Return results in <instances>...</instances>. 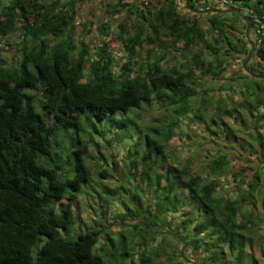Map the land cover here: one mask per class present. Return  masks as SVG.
I'll return each instance as SVG.
<instances>
[{"label": "trees", "instance_id": "1", "mask_svg": "<svg viewBox=\"0 0 264 264\" xmlns=\"http://www.w3.org/2000/svg\"><path fill=\"white\" fill-rule=\"evenodd\" d=\"M84 1L0 0V38L18 35L15 62L7 64L0 51V264H129L138 230L146 248L156 227L194 255L193 264H260L264 166L249 181L232 173L238 191L231 194L220 181L226 155L206 159L207 178L189 160L173 158L168 146L186 120L238 152L252 149L264 163V79L242 63L240 73L225 77L229 59L247 57L249 24L254 50L247 68L264 74V38L254 21L264 22V0H232L226 9L189 0L207 17L186 10L184 0H162L152 11L140 7L143 0H111V17L134 16L130 27H117L127 55L120 66L104 41L89 51V30L73 38ZM108 26L98 27L101 34ZM167 55L171 65L164 68ZM201 77L228 80L223 94ZM155 107L163 120H148ZM242 127L249 139L238 135L246 134ZM113 144L126 148L129 160L117 161ZM93 173L99 180L92 184ZM112 173L117 183H109ZM107 197L119 198L123 215L109 214ZM128 219L135 222L120 229ZM80 223L86 232L74 241L59 237ZM137 261L152 264L148 253Z\"/></svg>", "mask_w": 264, "mask_h": 264}, {"label": "rangeland", "instance_id": "2", "mask_svg": "<svg viewBox=\"0 0 264 264\" xmlns=\"http://www.w3.org/2000/svg\"><path fill=\"white\" fill-rule=\"evenodd\" d=\"M42 1V0H39ZM46 2H50L53 0H44ZM144 3L141 5V0H124L125 3H136L140 4V7L144 9V11H152L154 9H157L159 7V4L162 2V0H143ZM111 0H85L81 5L78 7L79 17L73 27V38L75 41L79 40L81 36L85 35V32L89 30V33L86 35L85 38V44L88 46V49L90 52L94 51L96 47H99L101 43L104 41L106 46L107 53L113 58L114 65L120 66L122 63H124L127 60V55L123 51L122 45L120 40L117 38V27L120 23H124L127 27H130L131 24L134 22V16L127 13L122 12L121 14L115 15L111 17L107 12V6L110 7ZM179 11L181 14H186V11L183 8V5L180 4ZM210 13H205L204 16H209ZM205 17H203L201 20H204ZM104 25H109L108 31L101 32L99 31L98 27H102ZM105 33H108L107 36H104ZM17 33L10 35L7 38H0V51L2 54V58L6 61L7 64H11L14 61V55H15V44L18 42ZM249 39L254 42L253 37L249 36ZM145 50H142L140 52V56L143 58L145 54ZM194 51H201V45L197 46ZM252 58V55H251ZM249 59V61L251 60ZM245 57L237 58L234 57L233 59H229L228 62V71L225 75L226 78H229L230 76L234 75L235 73H240L241 63L243 60H245ZM138 60V59H137ZM247 62V64L249 63ZM162 65L164 68H169L170 63V55L166 56V59L162 62ZM202 82H204L207 85L214 84L215 87V94H220L223 92L220 91L225 84H227L228 80H213L210 77H201ZM145 105V104H144ZM153 119H157L156 121L163 120V114L158 109V107H155L150 117L148 118L149 121H152ZM250 121V119L248 118ZM224 121L227 123H232L230 119L224 118ZM180 126L182 129V133L178 134L169 144L168 151L171 153V156L173 158H176L178 162L184 163L185 161L189 160L193 168L196 169L197 172L201 173L203 176H206L204 163L208 157H212L214 154L222 153L226 155V157L229 160V166L226 169L225 175H223L220 178L221 181V187L223 191L233 193L235 191H238L237 184L234 181L232 177V173H241L244 179L250 180L253 176V174L260 170V166H264V163L261 164L258 160V155L256 153H250L253 150L250 149L248 153H242V151L239 150V152L236 150L238 149V145H234L233 149L229 144L223 140V137L221 135L217 136H208L206 135L201 126L189 124L186 120H182L180 122ZM244 133H239V136H242L246 139H249L248 135L251 133L250 130H247L246 128H241ZM238 130V128H237ZM240 130V128H239ZM241 131V130H240ZM261 133H264V128L259 130ZM248 134V135H247ZM188 135L189 137H187ZM251 142V141H250ZM242 143V142H240ZM243 144V143H242ZM246 146V145H244ZM248 149H245L244 151H247ZM107 153V152H106ZM110 153L114 155L117 161H127L129 160L128 153L126 151V148L119 145H112L110 148ZM169 163H171V160H168ZM122 163V162H121ZM122 167V165H120ZM248 167H254L253 170L248 169ZM109 168V164L108 167ZM118 170V169H117ZM264 172L263 170H261ZM113 174V173H112ZM111 174V175H112ZM117 174H113L110 178H108L109 183H117L116 182ZM208 178V177H207ZM97 173H93L91 177L92 184L95 181H98ZM245 180V181H246ZM104 181V179H103ZM246 188L245 186L243 187ZM236 193V192H235ZM81 203L83 202L80 200ZM108 201V208L109 214H112V212L119 214V216L123 215V210L120 208L117 203L119 201L116 199V201L111 200L107 197ZM88 210L85 207H82L79 211L80 217L83 219V221L88 220ZM135 221H132L130 219L126 220L123 224H120V229L126 230L127 227L125 226V223L133 224ZM87 223V222H86ZM113 223V222H111ZM90 224L87 223V226ZM127 225V224H126ZM86 226V225H85ZM83 224H78L74 228H70L68 231L61 230L59 231V237L67 242H72L75 240L76 235L79 233H85L86 229ZM115 229V225H112ZM156 230L158 231L157 238L154 242H149L147 244L146 248H141L139 246L140 242V230H138V235L136 238L135 244L131 247V260L128 262L129 264H137V257L139 253H148L151 255L152 258V264H193L194 261H197L196 257L192 255L190 252H184L181 245L178 244L176 240L172 237V235L166 232H162L163 229L160 227H156ZM116 233V232H114ZM116 239V235L113 236ZM102 247V248H101ZM104 248V245L102 244V241L100 242L98 248L96 249L99 253H102V250ZM258 256V254H257ZM186 257L189 258V260H186ZM260 264H264V258H262Z\"/></svg>", "mask_w": 264, "mask_h": 264}, {"label": "built area", "instance_id": "3", "mask_svg": "<svg viewBox=\"0 0 264 264\" xmlns=\"http://www.w3.org/2000/svg\"><path fill=\"white\" fill-rule=\"evenodd\" d=\"M194 3L200 7H218V8H230L233 3L232 0H193ZM254 21L258 25V33L261 36V38H264V22H261L257 18H254ZM260 41V40H259ZM264 155V150H263Z\"/></svg>", "mask_w": 264, "mask_h": 264}, {"label": "water", "instance_id": "4", "mask_svg": "<svg viewBox=\"0 0 264 264\" xmlns=\"http://www.w3.org/2000/svg\"><path fill=\"white\" fill-rule=\"evenodd\" d=\"M184 1H185V8H186V10L191 11V12H195V13H202V14L207 13V11L194 10V9L190 8V6H189V0H184ZM213 11H215V12H219V10H213ZM227 11H228V12H231V11H233V10H232V9H228ZM243 20H244L246 23L248 22V20H247L246 18H243ZM251 27H252V26L249 24V25L247 26L246 30H245L246 39L248 40V42H249V44H250V49H249V51H248V54H247L246 59L242 61V68L245 70V72H248L250 75L255 76V77H258V78H260V79H264V74H254V73H251V72L249 71V69L247 68V62H248L249 59L251 58V55H252L253 50H254V42L251 41V40L249 39V29H250Z\"/></svg>", "mask_w": 264, "mask_h": 264}]
</instances>
